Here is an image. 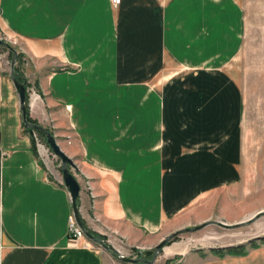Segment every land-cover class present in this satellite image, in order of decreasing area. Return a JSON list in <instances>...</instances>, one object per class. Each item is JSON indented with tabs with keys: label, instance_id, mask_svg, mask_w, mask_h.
<instances>
[{
	"label": "crops",
	"instance_id": "obj_1",
	"mask_svg": "<svg viewBox=\"0 0 264 264\" xmlns=\"http://www.w3.org/2000/svg\"><path fill=\"white\" fill-rule=\"evenodd\" d=\"M229 1L0 0V30L36 68L29 115L70 139L58 145L75 165L81 221L121 255L255 211L240 89L219 68L240 49L243 13ZM145 94L156 99L152 121ZM131 96L142 105L127 106ZM35 150L0 70V264H122L69 235L68 189ZM176 264H264V242L244 256L188 252Z\"/></svg>",
	"mask_w": 264,
	"mask_h": 264
},
{
	"label": "rangeland",
	"instance_id": "obj_2",
	"mask_svg": "<svg viewBox=\"0 0 264 264\" xmlns=\"http://www.w3.org/2000/svg\"><path fill=\"white\" fill-rule=\"evenodd\" d=\"M163 2L166 1H162V3ZM229 2L238 5L243 13L241 23L242 29L239 40L240 49L234 59L227 60L223 65H220L219 68H225V70L235 79V82L240 89L242 107L241 133L243 147L245 153L249 154V157H254L255 159L245 163V168L249 170L246 178H248L250 187H254L255 191L254 195L250 198L249 204L254 206L255 211L235 223L227 222L223 218L211 217L208 221L204 222L208 223L205 227L194 232L182 233L176 236L175 241L173 239L169 241L168 243L170 244L167 243L164 246L163 250L158 254L157 259L153 264H176L188 252L197 250L213 251V249H224L226 247H236L240 245L243 246L246 254L248 248L257 247L264 242V216L259 217L250 224L232 229L221 227L215 223L222 222L228 225H234L248 219L251 214L254 215L257 212L264 211V160H262L263 157L261 158V156L264 155V0H231ZM223 5L225 7L230 4L225 1L223 2ZM0 39L9 43L15 49L17 54L21 55L18 69L24 78L23 81L27 82L26 93L30 109L32 103L40 99L38 91L36 90L37 86L35 81L37 79L33 76L36 68L31 65L30 60L25 56V51L23 49L24 46L21 41L15 37L9 36L1 30ZM9 52L10 51H7L5 48L0 47V70H2L6 75H9L10 61L12 58V56L9 55ZM51 69L58 70V67L51 66L49 70ZM161 84L162 82H160V85ZM97 86L98 84H90V88L92 89ZM144 86L145 93L147 94V90L151 88L146 84ZM128 87H131V89L128 88L129 91L133 93L135 92V85H130ZM146 94L143 98L144 114L147 120L152 121V117L155 115V113L153 114V109L156 106V99L151 96L147 97ZM131 97L133 99L128 98L127 106H129L128 102L131 104L130 106H136V104L142 105L141 98L137 97V100V98L135 99V96ZM29 109L27 111L28 113ZM33 121L35 122L34 124L44 127L51 134H53L54 137L56 136V130L53 122H50L49 125H42L37 123L35 120ZM38 133L40 132H35L32 137L36 150V144L39 142V144L44 146L43 155L41 157L47 165H49V168L52 170H60L59 159L55 157L49 149L44 136H41ZM55 139L58 144H61L64 140L65 143H70V139L68 137H65V139L55 137ZM204 223L189 226L187 228L200 226ZM165 237L166 236L160 237L159 241L151 247L150 250H153L151 255H139L140 253H144L148 250L142 251L124 246L126 253L125 256L151 260L154 254V247ZM251 242H253L254 246H250ZM136 250L138 253H135ZM167 250L172 251L167 254ZM223 255L228 254L224 253ZM116 260L120 263L118 259Z\"/></svg>",
	"mask_w": 264,
	"mask_h": 264
},
{
	"label": "water",
	"instance_id": "obj_3",
	"mask_svg": "<svg viewBox=\"0 0 264 264\" xmlns=\"http://www.w3.org/2000/svg\"><path fill=\"white\" fill-rule=\"evenodd\" d=\"M0 47H3L7 51H10L13 53L11 61H10L9 76H10L11 83H12V85H13L16 93H17L23 128L28 131V133L31 137L34 136L35 132L42 133L44 138H45V142L48 145L49 149L54 154V156L59 159V161H60V172H61L63 183L69 192L72 213H73L74 219H75L78 227L83 232L85 238L89 239L91 242H93L97 245H100L101 247H103V249L105 251L112 253L116 257V259H118L121 263H126V264H139V263L153 264L156 261L158 254L163 250L164 246L169 241H171L176 236H178L182 233L197 231V230L205 227L208 224V223H204L200 226L182 229V230H179L173 234L166 236L154 247V254H153L151 260H146L144 258H131L128 256L121 255L118 251H116L114 249L113 246H111L107 242L100 241L98 238L93 237L91 235V233L84 227V225L81 221L80 214H79L78 200H79V192H80L81 187H80L76 177L74 176V174L72 172V170L75 169V165H74L73 161L67 156V154H65L63 152V150L60 148V146L58 145L53 134H51L44 127H42L38 124L31 123L27 120V111L29 109V103H28L27 93H26L27 82L26 81L20 82L17 79L18 74L15 72V69H14L17 52L9 43H7L6 41H4L2 39H0ZM261 216H264V211L257 212L256 214L252 215L248 219L241 221L239 223H236L234 225H228V224H225L222 222H215V223L221 227L232 229V228L241 227L243 225L250 224Z\"/></svg>",
	"mask_w": 264,
	"mask_h": 264
},
{
	"label": "trees",
	"instance_id": "obj_4",
	"mask_svg": "<svg viewBox=\"0 0 264 264\" xmlns=\"http://www.w3.org/2000/svg\"><path fill=\"white\" fill-rule=\"evenodd\" d=\"M9 55L12 56V53L9 52ZM20 58H21V55L20 54H17L16 56V65H15V72L18 74L17 75V79L22 82L24 80L22 74L20 73V70L18 69V64L20 63ZM27 120L29 122H33L35 123L30 117H29V113L27 112ZM24 132H28L27 130L24 129ZM39 135L43 136L42 133H38ZM32 138V137H31ZM33 141V139H32ZM34 142V141H33ZM36 152V150H35ZM91 235L95 238H98L100 241H103V242H106V240L96 234V233H93V232H90ZM176 237L173 239L175 241ZM170 244V243H168ZM250 246H254L253 245V242L250 243ZM214 252H216L217 254L219 255H223L224 253L228 254V255H244L245 252H244V249H243V246H236V247H226V248H222V249H213ZM135 253H138V251L136 250ZM153 253V250H148V251H145L144 253H140L139 255H142V254H146V255H151ZM113 255V254H112ZM114 256V255H113ZM115 257V256H114ZM116 258V257H115Z\"/></svg>",
	"mask_w": 264,
	"mask_h": 264
},
{
	"label": "built area",
	"instance_id": "obj_5",
	"mask_svg": "<svg viewBox=\"0 0 264 264\" xmlns=\"http://www.w3.org/2000/svg\"><path fill=\"white\" fill-rule=\"evenodd\" d=\"M120 1L121 0H110L113 6L119 5ZM36 146H37V152L40 154V156H42L44 151V146L39 144V142H37ZM69 235L75 240H81L85 238L83 232L78 227L73 215H71V217L69 218ZM86 244L88 245V243Z\"/></svg>",
	"mask_w": 264,
	"mask_h": 264
},
{
	"label": "bare ground",
	"instance_id": "obj_6",
	"mask_svg": "<svg viewBox=\"0 0 264 264\" xmlns=\"http://www.w3.org/2000/svg\"><path fill=\"white\" fill-rule=\"evenodd\" d=\"M171 251H172V250H167L166 253L168 254V253H170Z\"/></svg>",
	"mask_w": 264,
	"mask_h": 264
}]
</instances>
